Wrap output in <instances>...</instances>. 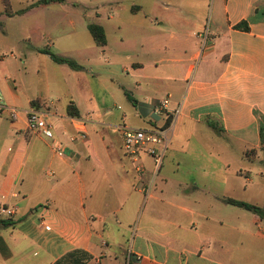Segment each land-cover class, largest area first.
Returning a JSON list of instances; mask_svg holds the SVG:
<instances>
[{"label": "crops", "instance_id": "0c3cea01", "mask_svg": "<svg viewBox=\"0 0 264 264\" xmlns=\"http://www.w3.org/2000/svg\"><path fill=\"white\" fill-rule=\"evenodd\" d=\"M38 1L0 0V97L21 111L14 122L0 116V204L15 209L10 218L0 215L6 222L0 225V264H126L137 217L131 252L140 260L131 264H243L241 254L250 264H264L262 222L223 202H243L237 195L252 182L249 171L231 167L228 158L264 164V0H146V11L117 6L94 17L88 6L80 10L78 1L63 0L19 14ZM158 18L160 25L197 31L196 41L189 45L172 29L158 33L151 27ZM243 21L246 32L234 28ZM90 24L103 29L104 46L94 42ZM111 29L124 31L110 37ZM77 42L86 46L70 48ZM129 43L140 49H128ZM41 49L73 59L82 70L53 62ZM163 50L169 52L158 58ZM146 56L153 60L149 66ZM163 62L169 64L165 83L158 73ZM144 85L164 98L133 100L129 88L142 92ZM127 95L132 111L124 106ZM165 98L169 115L176 107L180 112L171 117L157 168L159 193L145 201L156 167L143 155L144 170L136 171L116 126L132 114L161 126L165 118L150 111ZM33 101L48 113L61 156L50 141L27 131L22 111ZM206 129L213 136L204 135ZM260 194V204L248 203L262 207L264 187ZM42 209L50 231L37 226ZM225 217L233 218L227 223Z\"/></svg>", "mask_w": 264, "mask_h": 264}, {"label": "rangeland", "instance_id": "374dc122", "mask_svg": "<svg viewBox=\"0 0 264 264\" xmlns=\"http://www.w3.org/2000/svg\"><path fill=\"white\" fill-rule=\"evenodd\" d=\"M68 1H76V2L78 1L80 3V5H79L80 10H82V8H81L82 6H88V9L86 11L88 12L89 16H92V17H94V12H100L101 14H104L105 12L109 11L112 8H116L117 6L124 9V7H129L130 5H137V6L141 5V6H144L145 11L148 8V5L146 4L147 3L146 0H68ZM109 2H112V4L110 5ZM159 13H160V15L163 16V18L166 17V15L168 14L163 9H161ZM125 16H126V14H125ZM208 17H209V15H208ZM208 17L206 18V23H205L206 28H207V24H209V21H210L208 19ZM162 21L163 20L159 19V18L157 21L153 19L151 22V27L154 30L159 31L158 33L166 35L170 32L172 27L167 22H165L163 25H160V23ZM7 31H8V39L13 40L14 36H13L12 30H10L8 28ZM123 31L124 30L121 29L120 31L117 30L116 33H113L114 30L111 29V31L108 33V35L110 37L114 36V35H119V34H122ZM172 32L181 33L182 37L185 38L186 40H188L189 45H191L192 42L196 41L195 36L197 35V31H194L193 29H184L183 31H180L179 29H172ZM210 32H212V30H210ZM204 33H205V30L202 31L200 34L203 36ZM146 34L151 35L152 33L151 32L148 33L146 30H143L142 35H146ZM79 43L80 42L76 43V45H75L76 47H70V48L75 49V48H83L86 46V45H82V44L78 45ZM126 45H127L128 49H136V48L140 49V47L133 46V44H131V43L126 44ZM168 52H169V50H167V51L163 50L160 54V57H158V58L165 57ZM6 54L7 55H5L6 56L5 58H8L9 52H7ZM143 60H144L143 62L145 64H147L148 66L151 65L153 62V60L150 59V56L144 57ZM158 60L159 59H156L155 62H157ZM196 65H197V63L195 64V66ZM19 66H21V65H19ZM168 67H169L168 63H165V62L158 63L159 79L162 78L164 81L163 83H165L164 77L166 75ZM191 80H192V73L190 74L189 78L187 79V82L189 83ZM129 89H130L129 94L132 96L133 100H136V101H141V97H145L147 95L153 96V98L155 100H158V99L160 100V99L164 98V96H165V95L163 96L162 93L159 92V90H156L152 86L148 87V86L144 85L142 87V92L137 91L133 88H129ZM124 106L129 107L130 111H132V109H131L133 107L132 102H130V103L128 101L124 102ZM125 123L127 125L135 126V127H139V128H141V127L142 128H149L150 127V126L145 125V123L141 122L140 119L134 118L133 114L131 116H129V120L125 121ZM205 134L206 135L210 134L211 136H213L211 130H208V129L205 130L204 135ZM216 143H218V142H216ZM228 161L230 162L231 167L241 165V167L246 168L249 171V179L252 180V182L250 184H247V183L244 184V185H248L249 190L247 192L241 193L240 195H237V198L243 200V202H246V203L257 202V204H260L263 200L261 197V194H260V190L262 187H264V164H261L257 160H254V158H252V157H250L249 159H247V158L242 159L241 163L236 158H231V159L228 158ZM159 180H160V173L158 172L157 169H155V172L151 173L150 178H149V182L147 183V186H146L145 195H144L145 201L148 198L149 194L158 195V193H159V187H158L159 186ZM143 207H144V205H143ZM231 209L238 211V213H246L245 210H239L238 208H235V207H232ZM246 215H249V213L247 212ZM218 218H220V217H218ZM232 218L233 217H225L223 222L229 223V221ZM138 220H139V217H137L135 223L132 225V229H131L132 234L130 236H128L129 239L126 242V245H127L126 246L127 247L126 248V254H125L126 258L128 256V252L131 251V240L133 239L134 235L139 233L138 229H137ZM260 227L264 233V224H263V226H260ZM252 229L254 230V232L257 231L256 227H253ZM258 232L260 233L259 229H258ZM253 240L255 241V239H253ZM247 241H250V239L243 240V245L240 247L241 253H242L243 248H247L246 245L249 246L250 243H248ZM232 255L234 258L238 256V255H234V254H232ZM239 257H240L241 262L243 264H250L249 260H247V259L245 260L244 255L241 254V256H239Z\"/></svg>", "mask_w": 264, "mask_h": 264}, {"label": "built area", "instance_id": "2783aa9c", "mask_svg": "<svg viewBox=\"0 0 264 264\" xmlns=\"http://www.w3.org/2000/svg\"><path fill=\"white\" fill-rule=\"evenodd\" d=\"M169 103V98H165L155 103L151 107V115L154 117H166L168 115L167 108ZM179 112V107H176V109L171 111L170 115L171 117H177ZM20 113V110L4 105L0 97V116L6 115L8 120L14 122L19 119ZM22 113L25 116L27 131L50 141L52 149L61 156L62 146L54 140L52 126L48 121V113L33 107L22 111ZM168 126L162 127L161 125L150 126L149 128H136L127 125L124 119H122L116 126V130L121 138L122 150L127 158L135 164L138 173L141 174L144 170L140 163V159L143 155L150 157L153 160L156 169L160 166L169 143ZM81 138H84V136H81ZM44 211L45 209H42L41 215L38 218L37 226L41 230L50 231L51 226L43 216ZM14 214V208H7L4 204H0V215L12 217ZM132 259L136 262L140 260V256L133 255V253L129 251L126 258V264H131Z\"/></svg>", "mask_w": 264, "mask_h": 264}, {"label": "trees", "instance_id": "16d2710c", "mask_svg": "<svg viewBox=\"0 0 264 264\" xmlns=\"http://www.w3.org/2000/svg\"><path fill=\"white\" fill-rule=\"evenodd\" d=\"M63 0H39L38 2L30 5L29 7H27L26 9L22 10L19 12V14L24 13L26 10H29L30 8H33L35 6H39V5H49L52 4L54 2H62ZM9 14V13H8ZM236 30H242V31H248V25L246 22H240L239 24H237L234 27ZM88 31L91 35V37L93 38L94 42L99 45V46H104L106 44V38H105V34L103 29L95 24H90L88 25ZM40 53L46 54L50 57V59L58 64H65L67 65L70 69L74 70V71H81L82 67L79 66L73 59L67 58V57H62V56H57L51 52H49L46 49H41L39 50ZM127 98L129 100V102H133L132 99L130 98L129 95H127ZM134 103V102H133ZM37 101H33L31 103V107L38 109L37 107ZM73 109V107L70 105L68 106V114H71L70 110ZM165 121L162 124V127H167L170 122H171V115H167L166 117H164ZM260 151L264 152V128L260 125ZM255 152V150H250L245 152V157H249L250 154L253 155V153ZM223 202L227 205H231L240 209H243L247 212H250L254 215H256L258 217V219L264 224V205L262 207L256 206V205H252L246 202H242V201H236V200H232V199H223ZM10 218V217H8ZM0 225L1 226H5L6 222L5 221H0Z\"/></svg>", "mask_w": 264, "mask_h": 264}]
</instances>
